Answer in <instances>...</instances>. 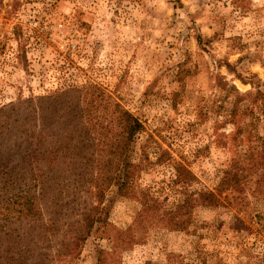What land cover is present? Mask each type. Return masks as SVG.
<instances>
[{"label": "rangeland", "instance_id": "1", "mask_svg": "<svg viewBox=\"0 0 264 264\" xmlns=\"http://www.w3.org/2000/svg\"><path fill=\"white\" fill-rule=\"evenodd\" d=\"M89 84L144 124L132 155L146 164L137 181L166 205L179 198L170 184L177 171L172 159L157 162L161 150L192 170L191 190L216 189L229 168L234 179L221 204L193 210L188 230L135 223L140 201L113 197L112 185L109 221L134 225L140 240L115 264H168L171 257L182 264H264V0H0V118L7 112L17 135L25 115L40 124L41 108L50 109L66 191L77 187L78 174L97 171L95 163L80 165L92 156L74 149L84 132L73 116ZM77 201L95 203L90 193ZM58 219L55 236L39 243L49 264H94L100 249H110L114 231L92 234L71 261L59 259L74 227L68 210ZM14 246L0 240L2 249Z\"/></svg>", "mask_w": 264, "mask_h": 264}, {"label": "trees", "instance_id": "2", "mask_svg": "<svg viewBox=\"0 0 264 264\" xmlns=\"http://www.w3.org/2000/svg\"><path fill=\"white\" fill-rule=\"evenodd\" d=\"M84 88L79 95L81 103L78 112L73 116L83 123L84 136L74 149H79L76 155L92 156H84L87 160L79 162L80 165L95 163L97 171L78 174L73 179L77 183L74 190L66 191L60 183L63 172L56 168L58 157L51 140L50 109L41 108L40 124L35 122L33 115H25L21 123L22 131L17 135L12 132L15 121H10L7 112L4 118H0V240H8L15 245L12 250L10 247L0 248V264H49L53 261L48 259L46 251L38 250L42 247L39 243H42L40 240L48 241L50 235L55 236L62 227L58 218L67 210L68 218L73 222L69 221L67 225H72L74 230L69 235L65 233L68 241L62 246L64 251L58 254L59 259L71 261L92 234L108 236L114 231L110 249H100L94 264H115L116 258L124 250L140 240L134 234V225L121 229L109 221L110 204L107 203L114 198L108 200L107 196L112 185L116 186L113 197H136L140 201L141 208L135 223L188 230L193 210L197 206L214 207L221 204L222 193L234 181L232 169L229 168L224 171L216 189L191 190L188 184L195 177L192 170L183 161L175 160L168 150H161L157 162L172 159L177 171L170 184L179 198L166 205L150 188L139 186L137 181L146 167L145 163L135 162L132 157L137 137L145 130L142 121L123 105L113 102L104 88L96 84ZM62 94H67V91ZM51 96H43L41 100L50 99ZM2 112H5L3 107L0 114ZM8 138L13 139L14 145L6 141ZM95 154H107V157L96 159L93 157ZM65 163L74 164L67 158ZM14 168L22 172L14 171ZM263 181L264 172H261V197H264ZM67 193L69 198L64 201L63 195ZM82 193H90L95 203L77 204V196ZM41 199H46L45 204L39 203ZM46 213L49 218L45 217ZM17 222H25L27 228L15 226ZM169 259L168 264L183 262L173 257Z\"/></svg>", "mask_w": 264, "mask_h": 264}]
</instances>
